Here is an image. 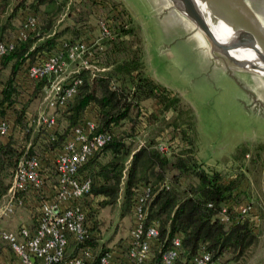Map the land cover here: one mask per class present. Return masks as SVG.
Returning <instances> with one entry per match:
<instances>
[{"label":"trees","instance_id":"16d2710c","mask_svg":"<svg viewBox=\"0 0 264 264\" xmlns=\"http://www.w3.org/2000/svg\"><path fill=\"white\" fill-rule=\"evenodd\" d=\"M23 2L15 1L6 11L8 0H0V40L9 37L12 18ZM26 6L31 12L24 13L22 20L31 14L35 21L25 38H16L13 48L0 55V117L10 120L8 132L0 136V197L10 181L5 176H11L23 152L36 154L47 164L70 128L84 117L92 118L95 131L107 133L108 139L78 167L80 175L91 178V195L100 196L102 204H112L120 195L125 206L136 187L146 186L149 195L144 202V223L157 221L163 247L171 235L179 234L176 264H186L199 250L208 251L217 264L235 261L256 237L253 221L237 209L245 196V177L241 173L223 176L216 166L206 165L197 156L191 108L145 71L137 26L129 15L123 17V7L105 20L110 36H102L103 47L94 51L99 69L80 67L71 73L68 79L79 77L80 83L57 114L55 125L32 132L26 121V99L52 75L31 79L26 68L57 51L66 58L67 47L76 41L78 31L74 25L54 28L60 8L56 0H29ZM65 31L69 37L60 39ZM145 99L154 100L157 112L141 109ZM167 112L172 113L170 117ZM159 116L175 128L177 124L183 127V142L176 148L166 145L163 150L161 142H153L151 136L136 146L142 118L150 124ZM245 150L241 148L242 153ZM40 171L46 178L43 165ZM222 207L227 220L221 219Z\"/></svg>","mask_w":264,"mask_h":264},{"label":"rangeland","instance_id":"374dc122","mask_svg":"<svg viewBox=\"0 0 264 264\" xmlns=\"http://www.w3.org/2000/svg\"><path fill=\"white\" fill-rule=\"evenodd\" d=\"M15 1L17 0H8L6 11L11 10V4ZM56 1L59 2L60 8L57 11L54 28L62 29L74 25L78 31L75 40H81L87 44L88 50L94 57L88 62H92L98 69L96 61L99 58L95 56L94 51L103 47L100 41L105 35L100 24L117 14L119 7L126 10L127 14L123 13V17L126 18L129 15L137 26V36L144 50V62L148 73L159 84L176 93L183 104L191 108L198 157L206 165L216 166L223 176L241 173L245 177L242 182L245 196L240 200V204L249 202L257 218L256 224L253 223L256 237L252 244L229 264H264V106L252 103V96L248 89L263 94V97L264 91L254 78L247 72L234 70L233 73H229L222 67L210 65L193 37L176 38L168 44V39L161 30L162 24L160 26V23L149 15L150 8L144 2L138 3L137 0ZM27 2L29 0H24L16 10L8 36L12 35L19 26L24 13L31 12L26 6ZM114 2L118 5L114 6ZM175 32L178 37L177 35L182 31ZM68 37L65 31L60 39ZM124 37L134 38L133 35ZM185 40L188 41L187 46L182 45ZM65 59H67L65 68L59 75L66 76L68 79L73 73L72 70L79 69V66L77 60H69L67 57ZM236 77L245 85L238 84ZM42 94L43 86L27 99L25 98L26 114L29 117H36L39 111H44L57 117L62 106L49 107L43 100ZM145 108L157 112V104L154 100H143L141 109ZM169 114L172 113L167 112L166 116ZM146 121L142 118L137 126L138 131L134 139V142H137L136 146L151 136L154 137L153 142H163L162 144L167 145L168 149L176 148L177 144L183 142L180 138V131L183 128L181 125L177 124L175 128L174 125L167 124V119L161 121L160 116L150 124ZM29 127L32 132H35L39 126L31 123ZM259 145L260 147H257ZM242 147L246 148L244 153L241 151ZM232 155H235L234 158ZM43 166L46 180L51 184L55 176L52 160L47 164L43 163ZM5 177L6 181L10 180L9 174ZM44 197H46L44 193L36 195L34 205L22 204L9 215L0 216L1 226L9 230L17 229L22 224L33 226L36 205L38 200ZM90 199L95 204L94 209L91 210V217L95 220L96 230L84 244L89 245L95 252L112 245L122 246L124 249L132 220L130 208L132 200L124 206L120 195L112 204H102L100 196L93 195ZM10 257V247L0 238V260L10 259Z\"/></svg>","mask_w":264,"mask_h":264},{"label":"built area","instance_id":"2783aa9c","mask_svg":"<svg viewBox=\"0 0 264 264\" xmlns=\"http://www.w3.org/2000/svg\"><path fill=\"white\" fill-rule=\"evenodd\" d=\"M34 21L31 14L26 15L12 35L0 40V55L13 48L16 38H25L27 29ZM100 26L103 34L110 35L105 21ZM66 57L77 60L79 68L98 69L88 62L94 57L84 41L76 40L69 45ZM66 60L61 51H57L26 68L31 79L52 75L48 83L43 85L42 94L49 107H63L80 83L79 77L66 79V76L59 75L65 68ZM77 70L75 68L72 71ZM26 120L28 125L32 123L50 130L55 125L56 117L39 111L36 117L27 114ZM9 122V118L0 117V136L8 132ZM107 139V133L95 131L92 118L84 117L73 125L52 159L55 176L51 184L42 175L40 170L43 162L36 154L23 152L19 156L5 192L1 195L0 216L9 215L22 204L34 205L36 195L44 193L46 197L38 200L33 226L22 224L17 229L9 230L0 224V238L11 249L10 259L0 260V264H174L180 236L171 235L169 244L163 247L158 238L157 221L144 223V202L149 195L146 186L134 189L130 203L132 220L124 249L112 245L95 252L84 244L96 230L95 220L91 217L95 204L90 199L91 178L80 175L78 167ZM162 143L159 148L164 150L166 146ZM237 209L249 214L251 207L249 202H244ZM221 219H228L224 207L221 208ZM186 264H216V261L208 251L199 250Z\"/></svg>","mask_w":264,"mask_h":264},{"label":"water","instance_id":"95a60500","mask_svg":"<svg viewBox=\"0 0 264 264\" xmlns=\"http://www.w3.org/2000/svg\"><path fill=\"white\" fill-rule=\"evenodd\" d=\"M149 6V15L162 24L168 44L193 37L210 65L249 73L264 91V0H137ZM221 21L229 29L223 37L212 25ZM176 30L182 32L176 37ZM187 40L182 42L187 46ZM249 49L252 58L234 51ZM261 63L260 66L257 63ZM237 79V77H236ZM238 84L242 83L237 79ZM247 87V86H246ZM248 89V87H247ZM252 103L264 106V97L250 88ZM263 97V98H262Z\"/></svg>","mask_w":264,"mask_h":264},{"label":"bare ground","instance_id":"6f19581e","mask_svg":"<svg viewBox=\"0 0 264 264\" xmlns=\"http://www.w3.org/2000/svg\"><path fill=\"white\" fill-rule=\"evenodd\" d=\"M264 20V17L262 18ZM213 29L216 32V35L219 37H223L224 35H226L229 31L228 27L226 25H224L223 22L221 21H217L212 25ZM235 55L238 57H244V58H252L253 56V52H251L249 49H245V50H238V51H234ZM260 66V62L257 63ZM261 73H264V70H259Z\"/></svg>","mask_w":264,"mask_h":264},{"label":"crops","instance_id":"0c3cea01","mask_svg":"<svg viewBox=\"0 0 264 264\" xmlns=\"http://www.w3.org/2000/svg\"><path fill=\"white\" fill-rule=\"evenodd\" d=\"M131 15V14H130ZM142 58H143V62H144V50L142 49ZM144 68H145V71L148 73L147 69H146V66H145V62H144ZM149 74V73H148ZM150 75V74H149ZM151 76V75H150ZM155 80V79H154ZM197 151H198V148H197ZM197 151H196V154H197ZM198 156V155H197ZM253 209V208H252ZM248 217L253 221L254 224H256V216L254 214V212L252 210H250V213L248 214Z\"/></svg>","mask_w":264,"mask_h":264}]
</instances>
